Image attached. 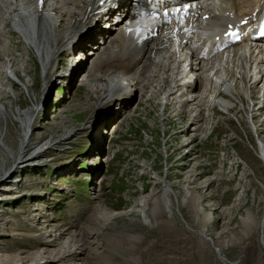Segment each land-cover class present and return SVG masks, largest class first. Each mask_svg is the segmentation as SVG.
<instances>
[{"label":"rangeland","instance_id":"1","mask_svg":"<svg viewBox=\"0 0 264 264\" xmlns=\"http://www.w3.org/2000/svg\"><path fill=\"white\" fill-rule=\"evenodd\" d=\"M10 38L12 53L30 69L27 78L37 71V62L17 34ZM84 54L86 59L74 64L76 56H57L45 90L37 71L34 101L16 89L15 102L21 98L22 109L36 102L42 108L37 135H59L69 125L79 126L80 133L64 151L46 156L52 158L48 164L22 173L26 182L17 190L19 202L0 204L7 220L0 230V264L28 263L46 249L53 253L60 242L56 237V243L46 245L47 227L58 235L93 233L87 253L56 264L81 259L87 264H264V165L255 134L233 113L226 121L214 108L201 136L188 137L181 133L183 120L168 113L161 122L162 107L155 99L153 105L142 102L138 90L128 95L133 107L124 114L121 105H110L93 89L94 53ZM6 90L12 93L10 86ZM256 112L257 119L264 118V110ZM163 188L169 205L158 201L154 206ZM247 215L252 228L244 224Z\"/></svg>","mask_w":264,"mask_h":264},{"label":"bare ground","instance_id":"2","mask_svg":"<svg viewBox=\"0 0 264 264\" xmlns=\"http://www.w3.org/2000/svg\"><path fill=\"white\" fill-rule=\"evenodd\" d=\"M115 2L0 0V204L16 199L17 190L26 182L22 180V173L33 165L39 169L48 164L52 158L46 156L53 151H64L80 133L79 126L69 125L59 135H56L59 131L37 135V116L42 108L36 102L34 107L29 108L26 104L22 109V99L15 102L18 96L16 89L21 88L34 101L37 85L32 79L35 73L38 71L37 79L45 90L56 68V55L65 52L64 57H68L73 47H78V54L82 52L78 59H86L85 51L94 53L93 64L89 67L92 87L103 94L110 105H121L124 114L133 107L128 95L138 90L142 102L153 105L155 99L162 107L159 112L161 122L167 121L171 114L170 117L184 121L181 133L194 137L204 132L203 121L208 123L216 106L223 112L224 120L230 121L228 114L233 113L250 133L255 134L259 140L256 152L264 165V138L260 136L264 133V118L257 119L256 112L264 110V81L263 75L258 76L255 71L261 66L258 59L264 56V40L258 47L253 37H249V33H253L250 29L253 20L264 15V0H201L193 2L195 6L187 3L171 6L164 1L118 0L123 7L127 6L124 13H115L122 15L120 20L107 31L99 28L98 34L92 36L89 30L96 20L109 21L103 19L100 10H121L118 6L115 10L110 9ZM24 9H31L33 13L30 11L32 14L23 16ZM241 19L245 22L231 25L241 42L218 51V46L225 39V25ZM12 32L17 34L24 50H30L37 62V71L34 69L27 78L28 65L10 48ZM86 38L94 41L86 43ZM75 41L79 43L75 44ZM96 46L100 48L96 49ZM210 70L218 80H214L216 84L211 79ZM257 76L256 85L250 83ZM8 84L12 93L6 90ZM139 101L140 98L137 105ZM251 102L256 104L255 108ZM187 120L190 121L186 125ZM16 175L19 176L13 178ZM158 201L168 207L170 201L166 188L154 198V206ZM2 214L5 213L0 210V230L7 224ZM141 217L145 224L150 223L147 217ZM245 218L244 224L252 228V219L249 215ZM261 222L264 229V212ZM43 229L47 246L56 243V237L60 244L51 249L53 253L50 255L46 249L39 257L24 264H56L81 257L91 249L93 233L90 230L73 234L66 230L58 235L51 227ZM67 237L71 239L64 245ZM78 264L87 262L81 259Z\"/></svg>","mask_w":264,"mask_h":264},{"label":"snow or ice","instance_id":"3","mask_svg":"<svg viewBox=\"0 0 264 264\" xmlns=\"http://www.w3.org/2000/svg\"><path fill=\"white\" fill-rule=\"evenodd\" d=\"M230 35L235 36L238 38V33H230Z\"/></svg>","mask_w":264,"mask_h":264}]
</instances>
